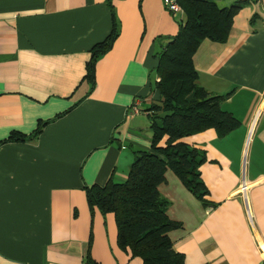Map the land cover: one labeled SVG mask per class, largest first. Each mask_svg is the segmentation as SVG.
<instances>
[{
    "label": "crops",
    "instance_id": "obj_1",
    "mask_svg": "<svg viewBox=\"0 0 264 264\" xmlns=\"http://www.w3.org/2000/svg\"><path fill=\"white\" fill-rule=\"evenodd\" d=\"M111 5L119 33L89 91L90 51L111 27L106 0H0V264H85L86 254L142 264L117 247L113 215L90 212L83 188L123 182L133 152L149 150L156 54L183 16L162 0ZM192 62L199 86L229 94L220 106L239 126L183 140L205 154L199 173L215 207L167 170L158 191L181 226L168 236L185 264H264V0L240 3L225 42L203 40ZM43 122L36 139L1 144Z\"/></svg>",
    "mask_w": 264,
    "mask_h": 264
},
{
    "label": "trees",
    "instance_id": "obj_2",
    "mask_svg": "<svg viewBox=\"0 0 264 264\" xmlns=\"http://www.w3.org/2000/svg\"><path fill=\"white\" fill-rule=\"evenodd\" d=\"M217 1L176 0L183 20L178 23L176 35L164 38L167 42L156 54L157 99L146 110L149 150L133 152V161L123 182L108 181L104 186L83 188L90 212L97 210L102 216L113 215L117 247L142 264H185L183 256L173 250L168 236L181 226L167 216L169 202L158 191L167 170L203 207H215L207 200L208 192L199 173L205 154L183 140L206 130H213L222 138L239 126L238 120L220 106L229 94L211 95L199 86L192 62L203 40L225 42L240 8L238 1L227 8H219ZM111 2L106 0L111 14L109 34L93 46L85 66L83 80L89 83V91L94 87L95 62L110 50L119 33ZM47 123H39L27 137L11 134L1 144L32 141ZM90 261L86 254L85 264Z\"/></svg>",
    "mask_w": 264,
    "mask_h": 264
},
{
    "label": "built area",
    "instance_id": "obj_3",
    "mask_svg": "<svg viewBox=\"0 0 264 264\" xmlns=\"http://www.w3.org/2000/svg\"><path fill=\"white\" fill-rule=\"evenodd\" d=\"M239 3H245V2H251L253 0H237ZM162 4L164 8L171 13L172 15H182V11L180 7L178 6L176 0H162ZM138 109L134 106L132 108V114H137Z\"/></svg>",
    "mask_w": 264,
    "mask_h": 264
}]
</instances>
